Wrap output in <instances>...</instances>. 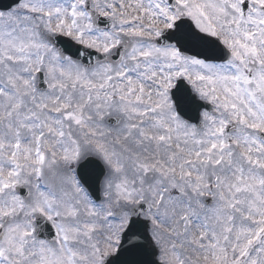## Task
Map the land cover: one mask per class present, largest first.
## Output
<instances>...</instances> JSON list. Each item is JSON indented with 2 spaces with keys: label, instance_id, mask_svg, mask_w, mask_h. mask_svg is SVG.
Here are the masks:
<instances>
[{
  "label": "snow or ice",
  "instance_id": "6c2138e0",
  "mask_svg": "<svg viewBox=\"0 0 264 264\" xmlns=\"http://www.w3.org/2000/svg\"><path fill=\"white\" fill-rule=\"evenodd\" d=\"M0 264H264V0H0Z\"/></svg>",
  "mask_w": 264,
  "mask_h": 264
}]
</instances>
